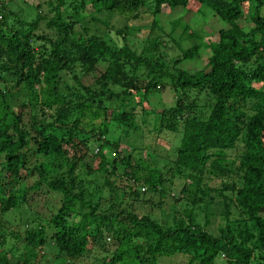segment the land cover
Segmentation results:
<instances>
[{
	"label": "trees",
	"instance_id": "16d2710c",
	"mask_svg": "<svg viewBox=\"0 0 264 264\" xmlns=\"http://www.w3.org/2000/svg\"><path fill=\"white\" fill-rule=\"evenodd\" d=\"M88 6L123 19L109 29L117 41L83 26ZM175 9L210 14L221 27L205 40L172 20L166 37L178 54L168 59L157 16ZM263 9L264 0H0V230L5 213L32 193L59 196L45 223L34 215L31 228L11 233L15 247L24 245L0 248V264H35L48 238L63 264L93 247L107 251L111 240L99 264H160L177 254L184 264H264ZM143 18H151L150 32L137 50L128 29ZM202 51L203 68L177 67ZM166 87L173 104L147 112L142 103ZM138 106L143 122L152 115L153 130L180 133L170 163L140 164L125 149L105 155L118 148L114 129H140ZM90 141L100 144L95 152ZM32 152L42 160L30 165Z\"/></svg>",
	"mask_w": 264,
	"mask_h": 264
},
{
	"label": "rangeland",
	"instance_id": "374dc122",
	"mask_svg": "<svg viewBox=\"0 0 264 264\" xmlns=\"http://www.w3.org/2000/svg\"><path fill=\"white\" fill-rule=\"evenodd\" d=\"M30 4H36L39 0H27ZM192 6V5H191ZM195 8V5L192 6ZM45 9V8H44ZM33 13V12H32ZM264 14V9L262 11ZM85 19L83 20L82 24L85 26L89 32L97 33L98 35H103L104 38H110L112 40L109 41H117L114 32L110 29V26L113 25L115 27H121L123 25V19L118 15L107 14L105 12H93V9L88 6L85 10ZM96 17L98 19H93ZM176 18H181L183 21L190 23L192 25L193 30L197 31L199 35L203 36L206 40L221 27L217 20H215L210 14H208L204 19H198L196 15L192 12H184L181 9L175 10H165L160 15L157 16V21L159 25L162 27V30L157 31L160 35L164 33L163 40L168 41V45L163 48V52L166 54L168 59L176 56L178 54V49L175 45H172V42L166 37V34L170 31L171 24L170 22ZM105 22V23H104ZM150 23L151 18H143L141 20H135L132 25L129 26L128 32L129 36L128 39L133 43L131 45L132 48L140 50L142 47V42L147 37L150 32ZM176 32H181V28H177ZM119 40V38H117ZM182 45L187 47L189 43L187 41H183ZM208 53L207 51H202L200 57L185 61L182 64L177 65V67L182 68L185 67L191 70H197L203 68L205 63L207 62ZM99 66H102L100 64ZM100 69V68H99ZM88 82L92 81L94 77L92 75L86 76ZM170 87H166L162 90H154L152 93L149 94L147 100H145L142 104L143 107L147 110H150L151 107L155 108L157 112H160L162 109L169 107L173 104V94L172 91L169 89ZM20 98L23 96L20 94ZM16 97V96H14ZM191 97H194V93L191 94ZM142 100V98H140ZM200 103L203 102V98L200 97ZM116 107V104H113ZM127 109H131V106L127 107ZM152 115L147 114L146 121L143 122L141 119V108L140 106L136 107L135 110V120L140 127L138 130H131V133H126V128L117 127L112 131V134L109 138L111 141L118 140V148L113 149L111 145L107 146L104 149L105 155L109 159H113L115 157H120L122 155L123 149L128 151L133 160L140 163V164H147L153 166L156 162V159L162 157L164 159H168V163H170V159L174 158V149L180 143V133H171L168 131H156L153 130V121L151 119ZM89 147L94 152L97 148L100 147V144L95 143L93 141L89 142ZM235 153V152H234ZM232 152L229 154L230 156H235ZM229 156V157H230ZM1 159V158H0ZM91 154L86 155L84 162L91 163ZM42 157L35 152L30 153L29 156V163L30 165L35 164L38 161H41ZM160 167L164 165V161L159 163ZM123 168L119 165L118 172H122ZM34 178H27L26 184L29 185ZM174 193L177 196V191L174 190ZM29 202V203H28ZM59 204V196L55 194H46L38 192V194L32 193L31 198L29 197L27 203L20 204L18 208H12L7 213H5V223L4 229L0 230L5 235V242L0 248L9 249L13 247V251H17L18 248L21 249L24 243L19 241L16 246V241L11 236L12 232H17L19 229V233H23V230L27 228H31L30 221L27 223L28 226H25L27 219L32 218L34 215H37L42 218V221H47L49 217L55 213L57 205ZM31 205V206H30ZM169 207L166 206V212L169 211ZM148 209V206L147 208ZM210 210L215 212V214H219L222 211V207L220 203L211 204ZM153 215H159V210L157 208H153ZM198 214V213H197ZM197 221L201 224L204 223L203 214H198L196 217ZM47 223V222H46ZM219 220H212V223L209 225V229L216 233V226L219 224ZM35 223L33 224V226ZM48 230V228H47ZM106 244L108 250L104 251L101 248L93 247L92 251L89 253L87 257L83 259L78 258L72 264H99L100 258L106 256L109 257L110 254L106 252L113 250L114 246L112 245V240L107 241ZM110 243V244H109ZM55 253V248L50 244V239L48 238L47 244L45 248L39 249L40 256L35 261V264H43L47 262V264L59 262V264L65 263L64 258H53V254ZM17 255V253H16ZM14 258V257H13ZM53 260V261H52ZM186 257L183 255H172L168 257H163L160 260V264H184ZM216 264H225L224 260L217 259Z\"/></svg>",
	"mask_w": 264,
	"mask_h": 264
}]
</instances>
